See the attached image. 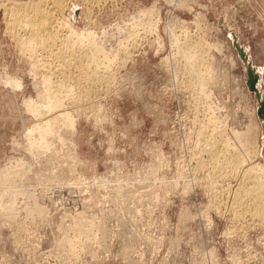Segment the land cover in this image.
I'll return each mask as SVG.
<instances>
[{
  "label": "rangeland",
  "instance_id": "rangeland-1",
  "mask_svg": "<svg viewBox=\"0 0 264 264\" xmlns=\"http://www.w3.org/2000/svg\"><path fill=\"white\" fill-rule=\"evenodd\" d=\"M95 3L68 0L58 21L93 31L111 55L122 36L127 50L85 79L86 56H68V66L58 42L54 56L21 54L0 7V171L14 172L13 182L0 179V264H264V217L252 212L255 201L239 203L264 197V185L212 169L234 150L254 153L248 166L264 165V120L238 50L264 95V0ZM187 51L208 69L202 89L186 83ZM48 78L75 93L62 97L71 128L53 111L29 110L44 103ZM45 120L50 128L36 130ZM211 120L229 149L208 146ZM236 197L248 199L234 206Z\"/></svg>",
  "mask_w": 264,
  "mask_h": 264
},
{
  "label": "bare ground",
  "instance_id": "bare-ground-1",
  "mask_svg": "<svg viewBox=\"0 0 264 264\" xmlns=\"http://www.w3.org/2000/svg\"><path fill=\"white\" fill-rule=\"evenodd\" d=\"M81 1V0H80ZM84 1V3L89 2V3H99L100 0H82ZM103 1V0H102ZM168 1V0H166ZM68 4V0H27V2H15V0L13 2H10L9 0H0V7L3 8V15L5 18V23H6V28L12 31L14 30L15 33H13V36L15 37V40L17 41L16 44L18 45L19 49L21 46V54L23 53V51H27L30 56L34 55L33 53L39 49L44 50V49H49L50 51V55L56 54L53 52L52 50V45L56 42H58L60 49H59V53L57 54L59 57L61 58H67L68 56H72V55H76V54H80V55H85L87 58V63L85 64H81L80 67L79 65H74L75 68L79 67V71H84L82 74L79 73L78 77L79 79H85L89 76H96V72L98 71V69L100 68L101 63H104L106 61H110V59H112L113 61H115L118 58V54L120 52V50H127V43L125 44L124 40H121L122 36L120 37L119 40L116 41V43L114 44L115 46V50H113V54L111 55L109 53V49H113L109 48L105 49V47L103 46L104 44L106 45V43L99 44V41L97 40V36L95 35V33L93 31H84V32H79L78 33V29L77 32L76 30H74L71 26H69L67 23L58 21L59 17H57V14H61L62 11L64 10V8L66 7V5ZM96 4V3H95ZM86 8V7H85ZM88 9V8H87ZM88 11V10H87ZM147 12V11H146ZM141 13V11H140ZM142 14V13H141ZM148 14V13H147ZM140 15V14H139ZM144 15V14H143ZM157 16V15H156ZM63 17V16H62ZM61 18V17H60ZM137 18V17H136ZM65 19V18H64ZM89 19V18H88ZM91 19V18H90ZM140 19V18H139ZM147 19V18H146ZM152 17L150 18L151 21ZM60 20V19H59ZM148 20V19H147ZM157 20V19H156ZM91 21V20H90ZM131 21V20H130ZM134 21V20H132ZM136 21V20H135ZM143 21V20H142ZM149 21V20H148ZM67 22V21H66ZM139 23V21H137ZM147 22V21H146ZM159 22V21H157ZM4 23V24H5ZM96 23V22H95ZM133 23V22H132ZM145 23V22H144ZM143 22H141V24L144 25ZM148 23V22H147ZM149 24V23H148ZM154 23H152L153 25ZM59 25V29L62 28L65 29L66 34L64 33V35H60L58 33V28L56 29V27H58ZM116 25V24H115ZM129 25V24H128ZM132 25V24H131ZM151 25V26H152ZM130 26V25H129ZM155 26V25H153ZM152 26V27H153ZM126 27V26H125ZM122 28V27H121ZM120 28V29H121ZM128 28V27H127ZM155 28V27H153ZM152 28V29H153ZM185 28V27H184ZM85 29V28H84ZM83 29V30H84ZM89 29V28H88ZM115 29V28H114ZM23 31V35L19 32V31ZM118 29L116 28V31ZM127 30V29H125ZM130 30V29H129ZM155 30V29H154ZM123 31V30H122ZM60 32V31H59ZM102 32V31H101ZM104 35H105V30L103 31ZM108 32V31H107ZM113 32V31H112ZM9 33V32H8ZM126 33V31L124 32ZM129 32H127L128 34ZM132 32H130L127 36V38H130L133 34H131ZM10 34V33H9ZM111 35V31L109 33ZM115 34V33H114ZM11 35V34H10ZM126 35V34H124ZM101 36V35H100ZM106 36H109L106 34ZM113 36V35H112ZM11 37V36H10ZM99 37V36H98ZM110 37V36H109ZM108 37V39H110ZM116 37V36H115ZM125 37V36H124ZM105 38V37H104ZM14 39V38H13ZM101 39V38H100ZM103 39V37H102ZM126 39V38H125ZM105 39L101 40L100 43L104 42ZM107 40V39H106ZM113 38H111L110 41H112ZM115 41V40H114ZM246 42V41H245ZM248 42V41H247ZM51 45V47H48V45ZM55 44V45H56ZM110 45V43H108ZM54 46V45H53ZM217 46L219 47L218 44H216V49ZM58 47V45L56 46ZM23 48V51H22ZM55 48V47H54ZM37 49V50H36ZM58 49V48H57ZM57 49L55 52H57ZM18 50V49H17ZM55 50V49H54ZM107 51L108 54L111 55V57L109 58L107 55ZM112 51V50H111ZM25 52V54L27 53ZM122 52V51H121ZM27 53V54H28ZM76 53V54H74ZM123 53V52H122ZM121 53V54H122ZM126 53V52H125ZM125 53H123L122 55H124ZM37 54V53H36ZM185 58H186V65H185V76L186 80H187V84H191V85H195L196 87H199V89H202L203 86L205 85V81L207 80V74H208V69L205 68V66L202 64L201 60H198V56L197 55H191L189 53V51L184 52L183 53ZM126 55V54H125ZM26 56V55H25ZM29 56V55H28ZM35 57L33 59H36V55H34ZM54 56V55H53ZM57 56V57H58ZM103 57V59H99V57ZM33 57V56H32ZM26 58V57H25ZM43 58V57H42ZM124 58H128V56H125ZM27 59V58H26ZM30 58H28L29 60ZM38 59V56H37ZM36 59V61H37ZM119 59V58H118ZM27 60V61H28ZM32 61V59H31ZM42 61V59H41ZM44 61V59H43ZM32 62H34L35 64L38 63V65L41 63H39V61L36 63L35 60H33ZM46 63V61H44ZM33 63V64H34ZM32 64V65H33ZM107 63H105L106 66ZM232 64V63H231ZM46 65V64H45ZM66 65H72L71 63H68V60L66 59ZM103 65V64H102ZM101 65V66H102ZM41 66V65H40ZM43 66V64H42ZM41 66V69H42ZM104 66V67H105ZM36 67V65L34 66ZM38 67V66H37ZM44 67V66H43ZM46 67V66H45ZM44 67V68H45ZM103 67V66H102ZM47 68V67H46ZM32 69V68H31ZM40 69V70H41ZM101 69V68H100ZM36 70V69H35ZM45 70V69H44ZM42 71V70H41ZM40 71V73H41ZM91 73L90 75L86 76L85 73ZM32 73V72H31ZM35 74V73H34ZM259 77H260V73H258ZM4 76V75H3ZM6 77V76H5ZM9 77V76H8ZM14 79V78H13ZM1 80V79H0ZM10 79H8L9 81ZM4 81V80H3ZM15 82H12L14 84H9L10 87L13 89L14 85H18V87H20L19 85V80H14ZM19 81V82H18ZM6 83V82H5ZM10 83V82H8ZM40 83V82H39ZM38 84V83H37ZM7 85V83H6ZM40 85V84H39ZM44 85V84H43ZM40 86V87H43ZM46 87V92L41 93V98H45L44 103H42V108H40V106H38L39 108H37L36 104H34V102L32 103V101L30 102V106L28 104H26L27 106H29V110L30 112L33 111L32 114L34 115H47V113L49 111H53L54 114L56 115V118H58L56 121H61L60 124L63 125V127H73V119L67 114L66 110L64 111V108L62 109V107H64L62 105V101L64 100V98L62 99L63 95L64 97H72L74 98L75 93L72 92L71 90H67L66 93H61V91H59V89L54 86V89L52 88V81L50 80V78H48V80L45 82ZM4 87V86H3ZM36 87V86H35ZM16 89V88H15ZM43 89V88H42ZM39 90V89H38ZM43 91H45L43 89ZM85 92V91H84ZM37 94V93H36ZM77 94L79 95V93L77 92ZM82 94V93H81ZM85 96V94H84ZM83 96V97H84ZM68 99V98H67ZM28 100V99H27ZM35 101V100H34ZM23 103V102H22ZM27 103V102H26ZM32 110V111H31ZM46 112V114H45ZM43 113V114H42ZM46 117V116H45ZM43 118V117H42ZM45 119V118H44ZM49 120V119H48ZM48 120H45L47 122V128L45 130H43L42 126H38L36 130L39 131H43L46 132V130H48L50 128V122ZM43 122V121H42ZM45 122H43L42 124H44ZM211 123V124H210ZM208 126L211 127L210 133L208 135V139L207 141L209 142L208 146L210 145L211 148H213V146L217 143L221 144V146H223L226 149H229V143L228 141H226L223 138H220V140H216L215 139V134L218 133L219 131L217 130V128L214 126V121L211 120ZM213 123V124H212ZM41 124V123H40ZM36 125V124H35ZM75 127V126H74ZM31 130V129H30ZM35 130V129H34ZM203 130V127H202ZM33 131V130H32ZM28 132V131H27ZM28 135V134H27ZM26 137V135H25ZM60 139V136L57 137ZM71 145L73 147L74 144L71 141ZM216 146V145H215ZM208 148L209 150L211 148ZM217 147V146H216ZM207 149V150H208ZM75 150V148H74ZM208 150V153L211 154V151ZM216 150V149H215ZM214 151V148H213ZM253 153V152H252ZM214 155H211V157L215 156V153H212ZM79 155V154H78ZM246 158L244 159V157L242 155H240L238 152H236L235 150L233 151V153L231 154V157L228 159V161L226 162V158L224 157L221 161H217V159H215V157L212 159V161L214 162V166L212 167V169L216 166L219 167V169H221L220 167H223V170H227L225 171L226 173L229 174V176H231L232 178H236L238 180V184L239 185H244V184H255V185H260L263 184L264 185V165L256 163L254 161V163L250 164L248 166V161H252V157H254V153L251 155H248V153L246 154ZM217 156V155H216ZM219 156H217L218 158ZM79 158V157H78ZM219 159V158H218ZM212 162V163H213ZM218 162V163H217ZM7 167V166H6ZM5 167V168H6ZM15 167V166H14ZM2 171H0V179L4 178L7 180L11 179L10 175L11 173H14L11 167H8ZM21 170V169H20ZM12 171V172H11ZM22 171V170H21ZM216 171V169H215ZM23 173V172H22ZM227 174V175H228ZM19 175V174H18ZM22 175V174H21ZM12 176V175H11ZM13 177V176H12ZM15 177V176H14ZM18 177V176H16ZM21 178H23V176H21ZM19 178V179H21ZM12 180V179H11ZM10 181V180H9ZM2 182V181H1ZM11 182V181H10ZM13 182V180H12ZM20 182V180H19ZM5 184V183H4ZM16 184H12V186H14ZM253 185V186H255ZM6 186V185H5ZM9 185H7L8 187ZM1 187V186H0ZM17 187V186H16ZM14 187V188H16ZM6 187H2V189H5ZM12 188V187H11ZM13 188V189H14ZM240 188V187H239ZM9 190V188H6ZM18 189V188H17ZM16 190V189H14ZM21 190V189H20ZM19 190V192H21ZM18 191V190H17ZM14 192V191H13ZM16 192V191H15ZM18 192V193H19ZM23 192V191H22ZM257 193L259 191H256ZM250 192H246L244 194H239L237 193V195L239 196H248L250 195ZM9 194V193H8ZM6 195L4 192V197L5 196H9ZM14 194V193H13ZM12 194V195H13ZM17 194V193H16ZM15 195V194H14ZM20 195V194H19ZM18 195V196H19ZM3 197V195H2ZM3 197V199H4ZM6 198V197H5ZM257 199H252L250 198L248 201L244 200V201H239L240 205H250L252 203H249L250 200L255 201V204H253L252 206V212H256L258 215L257 216H262L264 217V197L263 196H257ZM1 199V198H0ZM12 199L16 200V197H12ZM243 200V199H248V198H241V197H236V199L234 201H232L234 204V206H236L237 204L235 202H237L238 200ZM11 200V198H10ZM14 201V200H13ZM2 203V202H1ZM258 203V204H256ZM3 204V203H2ZM236 204V205H235ZM1 205V204H0ZM2 207V206H1ZM4 207V206H3ZM243 208V207H242ZM256 225V224H255ZM258 229V228H257ZM17 240V239H16Z\"/></svg>",
  "mask_w": 264,
  "mask_h": 264
},
{
  "label": "water",
  "instance_id": "water-1",
  "mask_svg": "<svg viewBox=\"0 0 264 264\" xmlns=\"http://www.w3.org/2000/svg\"><path fill=\"white\" fill-rule=\"evenodd\" d=\"M233 43L236 47L237 46V42L235 40V37L233 36ZM238 50H239V54H241V58L242 60L245 62V67L247 68L246 69V74H247V80H246V83L248 85V89L249 91L253 92L255 97H257V100H258V115L261 119L264 120V95L260 94L258 88H257V80L259 78V75L258 73L255 72V69L251 67L250 65V62L247 61V54H245L243 52L242 49H240L238 47Z\"/></svg>",
  "mask_w": 264,
  "mask_h": 264
}]
</instances>
